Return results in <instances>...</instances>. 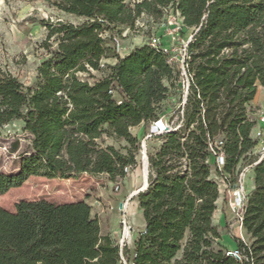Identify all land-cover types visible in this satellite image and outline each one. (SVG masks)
<instances>
[{
	"label": "trees",
	"instance_id": "trees-1",
	"mask_svg": "<svg viewBox=\"0 0 264 264\" xmlns=\"http://www.w3.org/2000/svg\"><path fill=\"white\" fill-rule=\"evenodd\" d=\"M50 3L84 21L43 22L51 58L41 64L35 87L0 68V139L13 122L22 123L29 138L22 152L19 140L10 144L19 167L0 172V195L31 176L125 179L142 151L133 128L162 120L171 130L153 136L163 145L148 157L149 185L137 195L144 229L135 249L125 248L127 264H264V159L251 169L254 186L241 221L247 240L233 237L239 258L228 255L213 223L221 195L215 176L231 184L259 160L251 103L264 86V0ZM169 8L183 18L180 35L191 33L187 91L182 71L161 49L147 43L125 57L117 49L124 32H133L143 16L157 21ZM53 37L55 48L49 44ZM166 106L177 107V128L164 120ZM104 137L131 148L124 154L105 146ZM220 138L222 172L211 164V146ZM100 235L88 199L23 200L15 212L0 207V264H87L100 256Z\"/></svg>",
	"mask_w": 264,
	"mask_h": 264
},
{
	"label": "rangeland",
	"instance_id": "rangeland-1",
	"mask_svg": "<svg viewBox=\"0 0 264 264\" xmlns=\"http://www.w3.org/2000/svg\"><path fill=\"white\" fill-rule=\"evenodd\" d=\"M142 1L128 0V4ZM83 21V19L80 20L58 11L50 0H0V68L6 74L17 78L25 87H35L41 64L51 58L49 52L44 49L50 35L49 30L42 25L43 22L53 25L59 22L79 25ZM164 21L165 16L157 21L143 16L138 20L133 32L130 34L124 32L123 38L119 39L122 53L124 55L131 53L134 48L147 45L152 38H159L162 44L170 48L173 56L180 58L182 42L189 40L191 33L188 32L185 36L179 34V38L173 42L169 32L163 30ZM56 39V37L51 38L49 43L54 48L57 45ZM108 63L114 64V61L108 60ZM91 77L99 79L100 75L93 73ZM257 93L251 109L254 120L257 122L255 130L264 133V124H261L264 116V86H259ZM179 98V95L175 98L176 102ZM175 104L173 101L172 105ZM176 109L166 106L163 115L164 120L169 122L173 128H177L178 125V116H175ZM150 127V125L140 126L132 131L133 135L139 139L142 151L141 154L136 155L137 166L128 172L125 179L113 182L106 175L92 178L87 174L70 178L71 180L31 176L22 186L12 188L0 195V207L6 211L15 212L16 204L23 200H46L54 204H64L88 199L93 206L94 213L99 218L101 235L98 247L100 256L97 260L89 261L87 264H127V258L124 255L125 248L127 247L132 252L139 233L144 229L138 194L132 200L130 198L135 192L139 193L144 188L146 177L149 182L148 157L163 145V139L148 137L151 132ZM2 132L0 172H12L19 167V160L16 159V155L15 157L10 155L9 146L19 140L22 152L27 149L29 138L22 131L20 122H13ZM104 145L114 146L124 154L126 148H131L124 140L117 141L106 137H104ZM248 157L254 160L251 159V155ZM247 174L245 190L248 192L252 191L253 178L251 171ZM218 181L221 195L218 204L219 211L213 223L218 228L221 241H224V238L233 237L247 240L244 237L238 212H234L229 206L232 193L221 179ZM121 203L124 205L122 209L119 208Z\"/></svg>",
	"mask_w": 264,
	"mask_h": 264
},
{
	"label": "built area",
	"instance_id": "built-area-1",
	"mask_svg": "<svg viewBox=\"0 0 264 264\" xmlns=\"http://www.w3.org/2000/svg\"><path fill=\"white\" fill-rule=\"evenodd\" d=\"M164 16H165V21L163 24V30L169 32L168 34L169 36L172 37V41L174 42L176 41L177 38H179L180 30L183 27V18L179 13H177L172 8L167 9L165 11ZM125 33H128V32L126 31ZM190 40L191 39L182 42L181 47L183 48H182V53H181L180 58L173 56L170 48L162 44L159 38H152L148 42V44L152 48L161 49L163 52H165L168 55V63L176 67L178 70L182 71V76L186 79V81L184 82L185 91H187L188 85H189V79L187 77V72H186L187 65L185 62L187 59V50H188V44ZM117 49L121 57H125L129 55V53L125 55L122 53L120 46H119V40L117 41ZM252 118L254 119V116ZM261 124H264V116L261 119ZM150 126H151L150 127L151 132H150V135L148 136L149 138L153 136L165 134L166 132L171 130V128H169V126L165 124L162 120L152 123ZM252 137L254 140H256L259 143L257 146V151H256V154L258 155L259 160L255 162L253 165L247 166V168L243 169L239 173L237 179L231 184H227L224 178L215 176L217 181L218 179H221L226 184L227 189L231 191L232 194H231L229 206L233 209L234 212H238L240 223L242 221V216H243V212L245 208V202L247 200L248 195L251 192V191L247 192V190H245L246 178L248 175L247 173H249L254 166L261 163L264 159V133L263 131L262 132L260 130L256 131L254 129L252 133ZM211 147H212V153H213L212 158L215 159L214 165L216 166V168H218L219 171L222 172L226 165V159L224 156L225 143L220 138L218 140H214L213 145ZM12 156L15 157V154ZM234 252L238 255V252L236 251Z\"/></svg>",
	"mask_w": 264,
	"mask_h": 264
},
{
	"label": "crops",
	"instance_id": "crops-1",
	"mask_svg": "<svg viewBox=\"0 0 264 264\" xmlns=\"http://www.w3.org/2000/svg\"><path fill=\"white\" fill-rule=\"evenodd\" d=\"M256 100V99H255ZM255 100L251 103V104H253L254 102H255ZM134 129V128H133ZM211 164H215V159H213L212 158V160H211ZM149 173V172H148ZM252 178H253V174H252ZM253 186H254V183H253ZM253 188V187H252ZM219 201H220V198H219V200L217 201V207H218V204H219ZM64 204H70V203H64ZM219 211V207L217 208V210H216V212H215V214H214V217H213V221H214V219H215V216H216V214H217V212ZM222 242V245H223V247L228 251V252H233V251H236V249H237V245H236V243H235V241H234V239L233 238H229V239H225L224 238V241H221Z\"/></svg>",
	"mask_w": 264,
	"mask_h": 264
},
{
	"label": "bare ground",
	"instance_id": "bare-ground-1",
	"mask_svg": "<svg viewBox=\"0 0 264 264\" xmlns=\"http://www.w3.org/2000/svg\"><path fill=\"white\" fill-rule=\"evenodd\" d=\"M145 161H146V159H145ZM146 163H147V161H146ZM145 177H146V170H145ZM148 185H149V183L147 182V177H146L145 186H144V188H143L141 191L147 190ZM141 191H140V192H141ZM137 194H139V193H138V192H135V194H134V195L132 196V198H130V199L132 200L133 198H135V196H136Z\"/></svg>",
	"mask_w": 264,
	"mask_h": 264
},
{
	"label": "water",
	"instance_id": "water-1",
	"mask_svg": "<svg viewBox=\"0 0 264 264\" xmlns=\"http://www.w3.org/2000/svg\"><path fill=\"white\" fill-rule=\"evenodd\" d=\"M144 191H146V190H144ZM144 191H141V192H144ZM123 206H124L123 203H121L119 208L122 209ZM228 255L231 256V257L236 256L237 258H239V255H237L234 251L233 252H228Z\"/></svg>",
	"mask_w": 264,
	"mask_h": 264
}]
</instances>
